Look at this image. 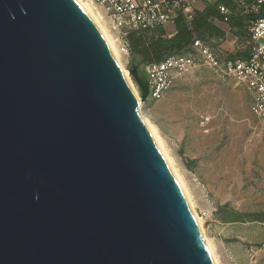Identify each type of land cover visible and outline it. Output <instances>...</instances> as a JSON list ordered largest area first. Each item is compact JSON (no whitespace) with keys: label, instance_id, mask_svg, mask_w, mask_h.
<instances>
[{"label":"water","instance_id":"95a60500","mask_svg":"<svg viewBox=\"0 0 264 264\" xmlns=\"http://www.w3.org/2000/svg\"><path fill=\"white\" fill-rule=\"evenodd\" d=\"M0 264H211L74 0H0Z\"/></svg>","mask_w":264,"mask_h":264},{"label":"rangeland","instance_id":"374dc122","mask_svg":"<svg viewBox=\"0 0 264 264\" xmlns=\"http://www.w3.org/2000/svg\"><path fill=\"white\" fill-rule=\"evenodd\" d=\"M247 25L237 14L227 41L209 36L210 45L221 58L242 52ZM122 57L127 69L130 51ZM250 103L243 84L204 65L177 76L161 99L141 103L189 187L219 264H264V121Z\"/></svg>","mask_w":264,"mask_h":264},{"label":"built area","instance_id":"2783aa9c","mask_svg":"<svg viewBox=\"0 0 264 264\" xmlns=\"http://www.w3.org/2000/svg\"><path fill=\"white\" fill-rule=\"evenodd\" d=\"M91 1L99 7L107 25L116 33L121 50L128 53V35L131 32L151 33L167 25H175L179 15L190 25L197 0ZM217 10L221 17L213 18V22L220 20L225 23L226 27L221 30L226 41L227 33L233 29L231 18L237 14L247 16L246 49L242 52L229 49L230 54L221 58L210 45L208 37H195L180 51L144 66L148 79L146 99H161L177 76L204 65L220 76L243 84L251 94V113L264 121V0H234L233 5L219 3ZM206 122L207 118H203L201 125Z\"/></svg>","mask_w":264,"mask_h":264},{"label":"bare ground","instance_id":"6f19581e","mask_svg":"<svg viewBox=\"0 0 264 264\" xmlns=\"http://www.w3.org/2000/svg\"><path fill=\"white\" fill-rule=\"evenodd\" d=\"M82 12L87 16V18L92 22L96 28L99 36L101 37L113 63L115 71L119 76L123 86L128 92L136 110L138 111L141 119L143 120L148 132L153 138L159 152L161 153L165 163L167 164L170 172L172 173L184 199L191 213L192 219L202 241L205 252L208 256V259L211 264H219L220 262L217 259V254L214 251V245L211 242V239L208 238L206 230L203 225V220L194 209V201L190 193L189 187L184 180V177L181 175L179 170L176 167L175 161L170 154L165 141L163 140L158 128L156 125L149 119V117L144 114L141 110V102L139 97V92L136 85L131 79L127 69L123 66L122 56L123 51L118 44L116 36H114L105 22L102 11H99L97 7L94 6V3L91 0H74ZM99 8V7H98ZM125 53V52H124Z\"/></svg>","mask_w":264,"mask_h":264},{"label":"trees","instance_id":"16d2710c","mask_svg":"<svg viewBox=\"0 0 264 264\" xmlns=\"http://www.w3.org/2000/svg\"><path fill=\"white\" fill-rule=\"evenodd\" d=\"M231 1L218 0V3L205 5L202 10H195L190 25H187L179 15L175 20V31L170 36L163 29L151 33L131 32L128 35L130 57L127 68L136 67L140 73L145 74L146 64L158 61L169 53L180 51L195 37H221L223 32L215 25L213 18L221 17L217 4L231 5Z\"/></svg>","mask_w":264,"mask_h":264},{"label":"crops","instance_id":"0c3cea01","mask_svg":"<svg viewBox=\"0 0 264 264\" xmlns=\"http://www.w3.org/2000/svg\"><path fill=\"white\" fill-rule=\"evenodd\" d=\"M218 0H197L196 2H195V10H202L204 7H205V5H207V4H213V3H218L217 2ZM241 16H243V15H241ZM243 17H246V16H243ZM215 24H217L218 23V26H219V28H224V24L225 23H223V22H221L220 20H217V21H215L214 22ZM220 23V24H219ZM163 30L165 31V33L167 34V35H172L173 33H174V31H175V28H174V25H167V26H165L164 28H163Z\"/></svg>","mask_w":264,"mask_h":264}]
</instances>
